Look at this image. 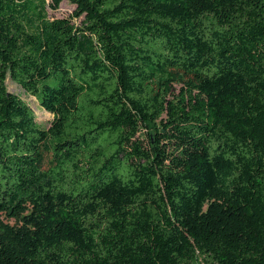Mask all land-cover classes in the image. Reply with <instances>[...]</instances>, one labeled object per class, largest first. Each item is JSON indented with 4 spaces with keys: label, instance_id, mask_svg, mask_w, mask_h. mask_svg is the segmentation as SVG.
Masks as SVG:
<instances>
[{
    "label": "trees",
    "instance_id": "trees-1",
    "mask_svg": "<svg viewBox=\"0 0 264 264\" xmlns=\"http://www.w3.org/2000/svg\"><path fill=\"white\" fill-rule=\"evenodd\" d=\"M0 264H264V0H0Z\"/></svg>",
    "mask_w": 264,
    "mask_h": 264
},
{
    "label": "rangeland",
    "instance_id": "rangeland-1",
    "mask_svg": "<svg viewBox=\"0 0 264 264\" xmlns=\"http://www.w3.org/2000/svg\"><path fill=\"white\" fill-rule=\"evenodd\" d=\"M74 10V6L63 2L59 6L58 10L56 11H48L49 16L52 18H67L69 17ZM78 24V21H76ZM6 87L8 92L13 93L15 95H18L23 101H25L35 112L36 115V121L38 124H40L41 127L47 128L50 125V122L52 120V116L49 113H46L43 111L35 98L27 95L20 87H18L16 84L11 82L9 79L6 81ZM178 87L175 88L176 94L178 93Z\"/></svg>",
    "mask_w": 264,
    "mask_h": 264
}]
</instances>
